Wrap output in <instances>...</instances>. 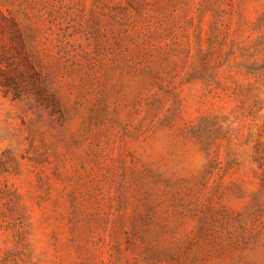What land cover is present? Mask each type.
Wrapping results in <instances>:
<instances>
[{
	"label": "rangeland",
	"instance_id": "1",
	"mask_svg": "<svg viewBox=\"0 0 264 264\" xmlns=\"http://www.w3.org/2000/svg\"><path fill=\"white\" fill-rule=\"evenodd\" d=\"M0 264H264V0H0Z\"/></svg>",
	"mask_w": 264,
	"mask_h": 264
}]
</instances>
